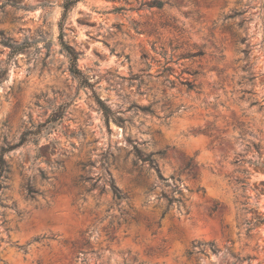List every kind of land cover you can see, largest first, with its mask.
<instances>
[{"label":"clouds","instance_id":"9594fccd","mask_svg":"<svg viewBox=\"0 0 264 264\" xmlns=\"http://www.w3.org/2000/svg\"><path fill=\"white\" fill-rule=\"evenodd\" d=\"M4 11L0 264H237V246L264 264V208L237 183L264 171V0Z\"/></svg>","mask_w":264,"mask_h":264},{"label":"rangeland","instance_id":"374dc122","mask_svg":"<svg viewBox=\"0 0 264 264\" xmlns=\"http://www.w3.org/2000/svg\"><path fill=\"white\" fill-rule=\"evenodd\" d=\"M105 2H111V0H105ZM21 4H22V0H5V3L0 5V12H3L2 20L9 21L13 19V16L11 13L4 11L6 7L10 6L11 8L19 10ZM79 22H80V19L78 18L77 23ZM95 23H96L95 21H91L85 26H95ZM113 26L115 27V24ZM29 30L31 29L29 28ZM133 31L136 32L135 26L133 27ZM85 35H87V33H85ZM136 35H138L141 38V40H147L148 38L145 32H136ZM97 43H102V41L100 39H97ZM103 46L107 47L108 45L104 43ZM147 47L148 49L151 50L148 53V55H152V53L155 52V49L152 47L151 44L147 45ZM196 59H199V58H196ZM185 60H192V59H185ZM170 67H174V66H170ZM189 73L190 72H187V71H185L184 73L186 77L185 82L192 81L194 79L193 77L189 75ZM183 86L187 88L185 85ZM254 147L257 153L259 154L261 150L259 147V142H257V144L254 145ZM245 171L250 172L251 175H249L247 178H245L244 176L238 177L237 183L250 184L251 187L246 189L247 194L249 196L248 202L256 201L258 204H260L261 208H264V171H260L258 168L252 167L251 164H249L248 168L245 169ZM0 177H3L4 181H10L13 179V166L8 160L2 157H0ZM0 185L2 186L1 191H4V192L11 190V187H12L11 183H4L2 181H0ZM210 195L212 196L213 199H216V196L214 193H210ZM0 207H5L2 199H0ZM224 207L225 209H227L229 205H225ZM8 211H14V209L9 208ZM253 211H258V209L253 210ZM252 214L253 213L251 212L249 213L250 216ZM228 219H229V224L231 225V218H228ZM257 227L259 228L261 233H264V219H259V218L257 219ZM261 243L264 244V240H262ZM232 255L234 259H237V257L240 258L237 260V264H241L242 260H248L249 258L255 261L256 264H259L260 253H258L254 249L240 250L239 246H237V251L233 252Z\"/></svg>","mask_w":264,"mask_h":264},{"label":"trees","instance_id":"16d2710c","mask_svg":"<svg viewBox=\"0 0 264 264\" xmlns=\"http://www.w3.org/2000/svg\"><path fill=\"white\" fill-rule=\"evenodd\" d=\"M184 59H194V57H192V56H185V57H183ZM195 58H200V57H195ZM189 75L191 76V77H193V75H192V73H189ZM194 78V77H193ZM189 82L190 81H186V82H184L183 83V85H185L186 87H188L189 86ZM246 172V171H245ZM2 190V186L0 185V191Z\"/></svg>","mask_w":264,"mask_h":264}]
</instances>
